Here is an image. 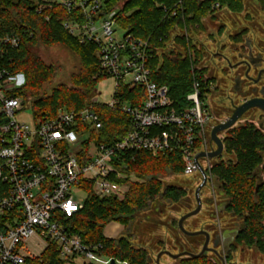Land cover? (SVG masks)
Listing matches in <instances>:
<instances>
[{"label":"built area","instance_id":"1","mask_svg":"<svg viewBox=\"0 0 264 264\" xmlns=\"http://www.w3.org/2000/svg\"><path fill=\"white\" fill-rule=\"evenodd\" d=\"M39 1L74 13L64 23L65 29L79 42L97 46L100 69L96 77H113L115 87L109 102L100 101L97 94L101 92L96 89V96L83 109L60 107L53 117H34L33 124L20 121L17 114L27 102L15 93L24 85V75L13 73L2 60L6 48H18L21 39L0 37V264H25L51 244L56 245L61 264H112L113 258L98 253L101 244H86L67 228L66 216L84 207L87 184L100 197L125 199L128 180L134 178L124 170L125 155L133 151H178L185 165L183 174L200 172L196 156L206 150V128L212 120L206 100L212 84L203 87L195 80L188 95L192 105L178 110L168 86L152 78L151 61L158 47L118 24L120 5L108 10L104 0ZM212 9L220 10V3ZM187 35L193 39L191 33ZM204 78L209 79L207 73ZM124 86L144 88L142 104L123 101ZM102 105L130 119L131 128L119 140L92 138L105 126L97 109ZM81 192L87 194L84 201L78 197ZM30 242L41 251L31 252Z\"/></svg>","mask_w":264,"mask_h":264},{"label":"trees","instance_id":"2","mask_svg":"<svg viewBox=\"0 0 264 264\" xmlns=\"http://www.w3.org/2000/svg\"><path fill=\"white\" fill-rule=\"evenodd\" d=\"M179 1L105 0V3L108 10L123 3L118 10V24L140 38L150 39L158 47L159 52L151 61L152 78L159 85L168 86L174 107L182 110L192 105L188 95L193 92L195 80L201 81L203 87L211 82V79L204 78L206 68H197L205 58V49L187 34L203 29L202 20L215 14L212 9L214 3L219 2L221 8L233 11L240 10L242 3L240 0ZM173 11L177 14L173 15ZM73 17L74 13L68 12L65 7L39 0H0V37L13 35L21 39L18 48H6L2 61L13 73L25 76L24 85L15 94L32 99L30 106L35 118L53 117L60 107L83 109L96 96L97 81L101 79L95 77L100 69L97 46L91 42H79L65 29L64 23ZM66 40L93 50V54H82V68L73 74L71 85L60 84L49 95H41L43 83L55 77L56 69L43 63L35 47L39 43L53 46L66 43ZM145 96L144 88L138 86H124L120 95L123 101H129L134 106L142 104ZM97 109L105 126L101 132L93 134V139L103 142L119 140L131 128L129 117L122 111L104 105ZM228 134L226 152L233 154L236 160L221 161L214 165L211 172L223 181V190L232 200L231 210L240 215L247 214L245 233L258 235L264 232V189L256 190L253 172L261 161L259 150L264 147V140L253 126L233 128ZM125 157L128 164L124 170L134 176L128 180L130 190L126 198L100 197L93 192L92 185L87 184L88 196L84 207L71 217L66 216V226L80 235L84 243L101 244L98 253L105 257L128 264H152L149 250L141 244L135 245L129 232L135 218L154 201L162 198L179 203L187 197L186 188L164 186L161 178L170 171L184 173L185 165L178 151L153 153L138 150ZM115 222L124 225L128 234L120 237L106 235L105 228ZM166 244L164 240L159 242L162 249H166ZM25 264H61L56 245L51 244L43 254L28 259ZM175 264L214 263L207 256H200L182 258Z\"/></svg>","mask_w":264,"mask_h":264},{"label":"flooded vegetation","instance_id":"3","mask_svg":"<svg viewBox=\"0 0 264 264\" xmlns=\"http://www.w3.org/2000/svg\"><path fill=\"white\" fill-rule=\"evenodd\" d=\"M240 1L242 8L238 11L230 9V13L213 32L212 44L205 47L206 73L212 84L206 101L210 112H224V118L215 125L226 122L237 110L250 102L256 101L257 105H248L250 107L242 113L238 121L219 134L224 144L220 155L201 158L208 175V181L200 191L202 208L199 213L183 222L187 231L200 233L189 235L179 226L181 217L198 206L197 187L194 197H189L188 194L182 201L188 208L194 204L195 207L179 218L177 225L180 233L175 236L172 247L159 251V254L162 253L160 264H175L182 258L200 256H207L214 264H264V232L258 235L245 233L247 214L240 215L231 210L232 200L223 190V181L211 172L214 165L221 161L236 160L233 154L226 152L225 139L229 130L253 126L255 132L264 140V0ZM221 36L223 40L220 39ZM211 115L213 120L216 116ZM223 133L225 135L221 136ZM209 142L213 147L208 146L204 152L217 149L211 133ZM259 155L261 161L253 172L257 191L264 189V147L259 150ZM198 173L202 182L203 175ZM214 177L217 178L216 184ZM207 188L210 194L205 196L203 193ZM200 214L204 216L201 217ZM262 223L264 225V219ZM206 242L207 249L203 251ZM166 251L179 256L173 258ZM164 256L170 257L172 262L163 260ZM149 260L158 264V254L155 259L150 256Z\"/></svg>","mask_w":264,"mask_h":264},{"label":"rangeland","instance_id":"4","mask_svg":"<svg viewBox=\"0 0 264 264\" xmlns=\"http://www.w3.org/2000/svg\"><path fill=\"white\" fill-rule=\"evenodd\" d=\"M122 4L123 3H120L119 5L122 6ZM220 10H217V12L219 11L218 13L219 16L217 18L221 17L218 23H214V21L212 20V19L214 20L217 19L216 17L213 18L208 17L203 21L204 27L200 32L192 30L191 32L192 37L194 41L197 42L199 45H201L200 44L201 41H203L202 43H207L209 41H212L213 39L212 36H210L209 39H206L207 31L213 29L215 31L218 28V25H220V23L224 21L226 15L223 14V11L222 13H220ZM119 34L120 35L123 34L122 30L119 31ZM206 46H200V47L205 49ZM180 49L182 50V52H184L183 47H181ZM35 51L38 54V56L42 59L44 64L48 66H53L56 69L55 77L43 83V86L40 90L41 95H49L52 92V90L55 87L59 86L60 84L71 85L73 74L78 73L82 68V64H83L82 54L85 55L93 54V50H87L86 48H82L78 46L76 43L70 42L68 40H66V43L62 42L55 44L53 46H44L43 44L39 43L36 45ZM204 51L206 53V49ZM86 58L88 57L86 56ZM206 60H207V54L205 55V58L202 61V63H200L199 65L206 68L207 66ZM114 87H115V79L113 77L109 76V77H102L101 79H99L97 81L96 89L98 92H101V94H97L98 99L102 102L111 101L114 93ZM25 99L27 102L26 109L17 114V119L20 121L30 122L33 124L34 114L30 106L32 99L30 97H26ZM211 114L215 115L216 117L215 118L213 117V120H211L208 123L206 128V134L208 138L206 142L207 143L206 148L208 146L210 148L213 147L211 146L212 144H210L209 142V136L212 127L216 123H219L221 119L224 118L223 116L224 112L215 114V112L213 113L211 111ZM223 135H225V133L221 134V136ZM226 158L228 157L226 156ZM206 166L207 165H205V167ZM161 178L164 186L175 185L186 188L189 197H194L195 190L201 184V179H202L201 175L199 176L198 172H194L193 174L190 175H185L183 173L175 174L172 173L171 171L168 172V174L163 175ZM209 191L210 190L207 188L204 190L203 194H205V196L209 195L210 194ZM86 196L87 194L85 192H81L78 194V197L83 201L85 200ZM194 207L195 204L193 207L188 208L185 203L182 202L171 203L166 199L159 198L158 200L154 201L147 210L140 213L138 217L135 218L136 220L132 224L129 232L131 235L130 234L129 235L133 240V242L135 243V245L138 246L141 244L142 246L148 248L150 252V256L152 257V259H155L159 251L162 249L161 245H159L160 240L166 241L167 247H172L173 243H175V239H174L175 235L180 233V230L178 229V225H177L179 218L183 214L188 212L189 209H192ZM200 216L202 217L204 215L200 214ZM105 232L111 236H118V237L128 234L126 227L124 226L123 228L122 225L117 222L107 226L105 228ZM142 233L144 234L146 233L145 236H142ZM29 249L31 250V252L34 253H39L41 251V249L38 248L33 242L29 243ZM163 260L172 262L170 261V257L168 256H164ZM152 264H156V263L153 262Z\"/></svg>","mask_w":264,"mask_h":264},{"label":"water","instance_id":"5","mask_svg":"<svg viewBox=\"0 0 264 264\" xmlns=\"http://www.w3.org/2000/svg\"><path fill=\"white\" fill-rule=\"evenodd\" d=\"M248 105H257L256 104V101H253V102H250L248 103ZM248 105L246 104L243 108L237 110L235 112V114L229 119L227 120L226 122L224 123H220V124H217L213 127L212 131H211V137H212V140L216 143L217 145V149L212 151V152H200L197 154L196 156V162H197V165L199 167V170L200 172L202 173L203 175V180L201 182V184L198 186L197 190H196V198H197V201H198V206L196 209L192 210L191 212L185 214L184 216L181 217L180 221H179V226L181 228V230L186 233V234H198L200 232H189L187 231L185 228H184V225H183V222L186 218L190 217V216H193V215H196L197 213L200 212L201 208H202V200H201V197H200V191L201 189L205 186V184L207 183L208 181V175L206 173V170L205 168L202 166V164L200 163V159L201 158H205V157H210V158H213V157H217L218 155H220L222 152H223V148H224V144H223V140L222 138L219 136V134L223 131H226L228 130L229 128H231L237 121L238 119L242 116V113L247 109L249 108ZM213 181L215 182L216 184V181H217V178L214 177L213 178ZM206 233V232H205ZM207 236H209L208 233H206ZM209 239V238H208ZM207 249V242L205 244V247L203 249V251H205ZM166 254L170 255L171 257L173 258H177L179 255H175L173 253H171L170 251H166L165 252ZM162 253L158 254V264H160V261H159V258L161 257ZM112 264H116V261L115 260H112Z\"/></svg>","mask_w":264,"mask_h":264},{"label":"crops","instance_id":"6","mask_svg":"<svg viewBox=\"0 0 264 264\" xmlns=\"http://www.w3.org/2000/svg\"><path fill=\"white\" fill-rule=\"evenodd\" d=\"M222 10H220V13H222V11H223V14H225L226 16H227V14H229L230 13V9L229 8H227V7H223V8H221ZM218 13H219V11L218 12H216L215 14H210V15H208L207 17H205L203 20H202V22L206 19V18H208V17H218L219 15H218ZM222 14V15H223ZM220 18L221 17H219V18H217V19H212L213 21H214V23H218L219 21H220ZM204 26V25H203ZM206 30V29H205ZM213 32H215L214 31V29L213 30H208L207 31V35H206V39H209L210 38V36H212L213 35ZM223 38V36H221L220 37V39H222ZM198 39V38H197ZM223 40V39H222ZM203 41H201V45L200 46H209V45H211L212 44V42H213V39H212V41H209V42H207V43H202ZM196 44H198L197 42H195ZM203 44V45H202ZM122 225V224H121ZM122 227L124 228V226L122 225ZM143 231H145V230H143ZM146 234V233H145ZM145 234L144 233H142V236H145ZM106 235H108L109 237H118V236H111V235H109V234H107L106 233ZM148 249V248H147ZM159 254V253H158Z\"/></svg>","mask_w":264,"mask_h":264}]
</instances>
